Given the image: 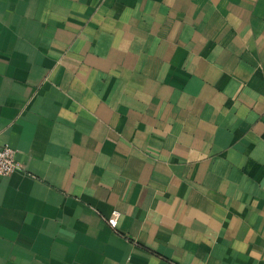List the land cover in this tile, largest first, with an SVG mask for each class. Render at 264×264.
<instances>
[{
    "label": "crops",
    "instance_id": "1",
    "mask_svg": "<svg viewBox=\"0 0 264 264\" xmlns=\"http://www.w3.org/2000/svg\"><path fill=\"white\" fill-rule=\"evenodd\" d=\"M0 143V264H264V0H0Z\"/></svg>",
    "mask_w": 264,
    "mask_h": 264
},
{
    "label": "built area",
    "instance_id": "2",
    "mask_svg": "<svg viewBox=\"0 0 264 264\" xmlns=\"http://www.w3.org/2000/svg\"><path fill=\"white\" fill-rule=\"evenodd\" d=\"M16 167H18V162L14 156V149L10 145L6 143H0V175H7L11 173ZM114 213L118 215H114ZM119 211L113 209L111 214L107 216L106 221L112 227L113 224L111 223L112 220L118 221ZM117 225V223H116Z\"/></svg>",
    "mask_w": 264,
    "mask_h": 264
},
{
    "label": "clouds",
    "instance_id": "3",
    "mask_svg": "<svg viewBox=\"0 0 264 264\" xmlns=\"http://www.w3.org/2000/svg\"><path fill=\"white\" fill-rule=\"evenodd\" d=\"M114 215H118V214L114 213ZM111 223L113 224V226H116L117 222H116V220H112Z\"/></svg>",
    "mask_w": 264,
    "mask_h": 264
}]
</instances>
